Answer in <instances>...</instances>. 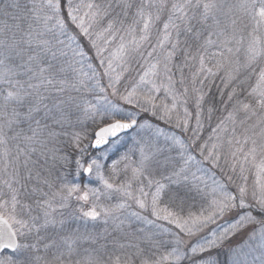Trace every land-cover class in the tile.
<instances>
[{
	"label": "snow or ice",
	"instance_id": "6c2138e0",
	"mask_svg": "<svg viewBox=\"0 0 264 264\" xmlns=\"http://www.w3.org/2000/svg\"><path fill=\"white\" fill-rule=\"evenodd\" d=\"M117 7L127 17L128 10L134 5L132 0H118ZM82 9L86 10L82 13ZM166 10L168 15L163 22L162 35L156 44H152L151 28ZM111 11V4H85L83 0L79 4H74L73 0L0 2V164L3 165L0 177H7L0 178V184L8 189L6 193L0 188V264H102L94 250L89 249H84L85 255L81 258L72 259L79 254L77 242L95 243V236L60 235L57 231L65 227L63 210L70 206L73 198L78 207L72 216L78 213L80 218L91 220L103 217L105 222L111 218L118 221L117 229H122L126 221L131 227L133 220L159 229H136L142 235L137 237L136 243L129 242L130 247L137 249V255L144 253L145 249L140 247L143 243L149 246L151 256L155 257H145L141 264H220L218 256L213 257L212 253L228 236L253 223L259 224L260 228L258 232L253 230L249 237L256 241L251 251L258 248L261 251L260 264H264V127L259 133L245 135L243 141L235 136V128L226 141L220 135L227 131L225 120L234 123V114L240 111L246 114L245 119L257 117L252 128L264 125V67H257V62L264 59V0H171L170 6L169 0H141L135 5L134 18L127 26L117 14V17L108 19L106 26L94 31L97 24L111 15ZM241 18H247L251 25L243 49L246 38L243 35L237 38V32H243L248 25L238 28L237 22ZM181 35L186 37L185 40L181 41ZM84 37L88 38L87 47L81 42ZM189 37L198 45L196 55L190 54ZM116 41L115 48L110 49L109 46ZM233 42L234 46L230 47ZM182 45L187 46L182 48ZM213 46L218 49L211 54L216 58L215 72L205 63L206 53ZM242 50L243 61L240 59ZM177 51H183L185 62L197 58L199 61V68L192 74L193 91L198 93L195 126H190L188 117L191 114L185 107L184 117L177 115L175 119L174 127L179 133L166 135L159 126L153 128L148 121L140 123L138 113L124 112L108 99L107 93L110 89L113 96H119L127 104L151 112L160 121L173 123V112L178 103H187L183 97L188 92L186 87L183 93L174 89L169 65ZM136 56L144 59L147 67L143 68L131 89L126 88L121 94L118 85L124 74L130 71V62ZM221 71L224 72L220 77L224 89L233 84L245 85L252 76L256 77L255 83L239 90L232 86L226 100L224 89L220 90V100L214 103H232L233 110L201 143L205 94L195 84L199 76H204L199 80L203 87L208 75L216 76ZM161 72L167 83L158 85L155 78ZM244 73L248 75L241 80ZM105 78L106 85L103 83ZM161 87L171 96V106L163 102L159 106L156 104V96L152 93L159 92ZM142 89L147 90L142 93ZM241 93L248 102L237 98ZM214 110V107L207 109L209 121ZM116 115L122 118L116 119ZM42 120H50L51 124H42ZM86 121L91 122V128L84 127ZM25 124L27 133L22 127ZM53 126L71 128L72 131L57 132ZM133 128L152 130L151 138L135 140L133 148L112 161L110 175L105 177L104 165L93 152L99 151L101 146H108L110 141L120 143L121 134ZM61 135L69 137L67 148L70 151L48 149L56 153L53 159L63 166L73 165L74 178L95 173L100 186L84 184L82 187L79 182L66 181L62 175L51 179L49 172V178L42 180L49 191L32 189L43 198L35 201L39 215H31L32 206L21 202L20 188L13 186L14 183L20 184V157H24L23 166L27 168L31 153L40 151L45 155L48 140ZM256 136L260 137L259 143L254 138ZM213 137L215 142L209 147ZM10 142H16V153L11 160ZM20 142L25 144L27 151L20 147ZM249 142L251 146L245 151ZM225 143L229 149L227 152L224 151ZM137 151L138 159L133 160L129 153L135 155ZM61 152L63 154H59ZM257 155L260 156L258 163ZM250 158L256 169L251 190L244 175L245 164ZM205 162L221 172L227 167L236 173L239 167L242 183L230 190L228 183L213 176L209 184L204 178ZM121 173L124 174L122 180L119 179ZM28 175L31 176V169ZM36 175L39 177L40 174ZM56 180L64 182L57 185ZM227 180L234 183L231 175ZM102 198L116 199L117 202L104 204ZM197 198L201 201L198 211H188L185 215V205ZM87 205L90 207L85 210ZM232 213H235V219L222 231L210 228L218 219ZM121 215L124 219H120ZM158 221L167 222L176 231L158 224ZM41 231L46 235L42 236ZM165 233L171 239H164ZM185 236L198 239L189 242ZM41 247L45 254L52 251L51 259L39 254ZM113 264H121L120 256L115 257ZM123 264L132 262L125 259ZM231 264H245V261L234 254Z\"/></svg>",
	"mask_w": 264,
	"mask_h": 264
},
{
	"label": "rangeland",
	"instance_id": "374dc122",
	"mask_svg": "<svg viewBox=\"0 0 264 264\" xmlns=\"http://www.w3.org/2000/svg\"><path fill=\"white\" fill-rule=\"evenodd\" d=\"M82 1V0H73L74 4H79L78 2ZM228 2V0H227ZM169 3H171V0H169ZM170 6V4H169ZM86 9H82L81 12L83 13V11H85ZM162 19H167V18H162ZM159 22V21H157ZM156 22V23H157ZM242 24L241 21H238ZM155 23V24H156ZM210 23V22H209ZM154 24V25H155ZM238 24V23H237ZM106 24H97L94 28V31H99L101 28H103L104 26H106ZM152 26L151 28V41L153 40V36H159L161 33H157ZM142 26V25H141ZM117 27H119V25H117ZM197 27H200V25L197 24ZM238 27V25H237ZM206 35V33H205ZM130 37H126V39H129ZM237 38H238V34H237ZM213 39H216V37L214 36ZM116 43H118V41L113 42L109 47L111 48H115ZM247 43V41H246ZM230 47L234 46V42L233 44L229 45ZM246 46V45H245ZM148 46L145 45V48H147ZM243 47V46H242ZM150 50V49H148ZM218 49L213 46L210 47L208 49V52L206 53V65L207 67H211L213 68V71L215 72V63H216V58L212 57V53L217 51ZM211 51V52H210ZM210 52V53H209ZM243 54V50L240 54V59L241 61H243L244 56ZM161 55H163V53H161ZM135 59L139 60L140 63L138 66H134L132 63H130V71L127 72H133L135 75H139L142 73V68L147 67V63L144 59H142L139 56H136ZM257 67H264V59H261L257 62ZM171 68L172 70L174 69L173 73V81H174V89L177 93H183V89L186 87L188 89V92L186 94V96H184L183 98L187 100L186 104H180L178 103L177 106L182 107L183 109V113H184V108L186 107L188 109V112L191 114L190 116L193 117L192 113H193V108L196 110V96L198 95V93L193 91V81H192V74L194 72L197 71V69L199 68V61L198 59L194 60V62L192 60L185 62V58L183 59V62L180 61L179 57L171 62ZM119 71V69H118ZM247 74V73H245ZM224 75V72L221 71L219 74H217L216 76H212V75H208L207 79L204 80V83H214L216 82L217 84H220L221 89H224V85L221 82L220 77ZM181 76H183V82H181ZM245 75L242 74L241 77L243 78ZM156 79V83L158 85L160 84H166L167 80L163 74V72L160 73V75L158 77L155 78ZM204 79V76H199L197 78V82L195 84V87L201 90V85L199 83V80ZM216 79L218 80V82L216 81ZM235 84H233L232 86H234ZM230 86V87H232ZM148 87H151V85H148ZM164 90L163 87L160 88V91ZM159 91V92H160ZM122 109V108H120ZM127 112H135L138 113V110H134V109H129ZM196 113V111H195ZM195 113H194V118H195ZM42 115V113H41ZM228 115V114H227ZM245 113L243 111H240L238 113L234 114V120L235 122L233 123V121L230 120H225V124L224 126L227 128V131L224 133H221V139L226 141L228 137L232 136V129L235 128L236 132H235V136L240 138L241 141H243V137L245 135H249L251 136L253 134V132L255 133H259L260 132V126L261 125H257L255 128H252V125H256L257 122V117H252L251 119H245ZM189 116V117H190ZM37 119H40V116H37ZM215 120V121H214ZM213 121H209L208 117L203 119V122L205 123V125L207 126L206 128V132H205V137L204 139H207L211 134H212V129L216 127V125L220 122L217 121L216 119H214ZM42 120V124H43ZM243 121V123H241ZM145 121L143 120L141 123H144ZM149 122V121H148ZM35 126V125H33ZM153 128H155V125H152ZM23 127V125H22ZM264 127V126H263ZM24 131L27 133L28 132V126L27 124H25ZM160 129L163 130L164 134L166 135H171L173 134L172 131L169 130H165L161 127H159ZM245 129H248V131L246 132ZM137 133H139V135H137ZM30 134V133H28ZM152 135V130L145 128V129H139V128H135L133 129L131 132L121 135L120 137V143L118 144H112V142H110V144L106 147H104L103 149L99 150L98 152H96L93 155H97L100 157V163L104 165L103 168V172L105 177H109V174H107V165L108 160L110 157L115 156V154L118 156L116 157V159H119V157L127 152V149L130 145L134 146V141L135 140H140L142 137L144 139H149L151 138ZM46 138V137H45ZM257 139V142H260V137L256 136L254 137ZM161 139H163V137H161ZM215 142V137H213V140L209 142V147H211V143ZM203 143V142H202ZM37 148H39V145H35ZM251 144L249 142V144L245 145V151H247V148L250 147ZM9 147L12 149V156L9 157V159L11 160L13 156H15L16 153V148H15V142H10ZM20 147L21 148H25V150L27 151V148L25 146V144L23 142H20ZM228 146L225 143L224 146V151L227 152ZM101 153H103L104 155H101ZM39 154V151L34 153ZM206 154V153H205ZM129 155H132V153H129ZM138 152H137V156L133 157L132 155V159H138ZM115 158V157H113ZM23 159L24 157L21 156L20 157V184H13L14 187L20 188V200L22 203L24 204H29L32 206L33 211L31 213V215H39V210L36 209L35 207V201L39 198L40 193L36 192L33 193L32 189L36 186H38L41 182V177L39 175V177H37V173L40 174V172L42 171V166L43 163L35 157H32L27 168H25L23 166ZM260 160V156L257 155V159H256V163H258ZM35 162V163H32ZM3 165L0 164V167H2ZM31 166L34 167L33 171H31V176L29 177L28 175V170L31 169ZM35 166L38 168V171H35ZM121 168H123V166H121ZM204 171H205V180L211 184V181L213 179V176H215V178L219 181L225 182L229 184L230 190L235 188V185L242 183V179L240 177L239 174V167H237L236 173H232L229 169L228 171H224L221 175V171L220 169L214 168L212 167L208 162H205L203 165ZM245 173L244 175L247 176V184L249 186V189L251 190V186L253 185L254 181H255V166L254 164L251 162V158L249 159V162L245 164ZM9 171H11V166L9 168ZM231 175L233 178L234 183H231L227 180V176ZM0 178H7V177H0ZM73 182H79L81 183V186L83 187L84 184H88L90 187H99V180L98 178L95 176V173H93L92 175H88V174H83L80 177H75L73 180H71ZM21 185H23V187H21ZM0 188H3L4 191L7 193L8 189L6 187H4L2 184H0ZM30 192V193H29ZM29 193V195H27ZM31 194V196H30ZM30 196V198H29ZM102 203L104 204H110L111 203H116V199H113L111 201L103 199L101 200ZM194 204L198 205V208L196 210H194L193 212L198 211L200 204L198 202H194ZM78 207L77 203L75 202V199L73 198V200L70 202V206L63 210V216L66 220L65 223V227L63 230H57L59 231L60 235H68V234H91L95 237L99 236L101 240H103V244L100 246H93L94 244L91 243L92 246H89V242H83V241H78L76 247L79 250V254L76 256H73L72 259L73 261H75L76 259L81 258L82 256L85 255L84 253V249H89L94 250V254L97 255L99 257V259L102 261V264H113V261L115 259L116 256H120L121 258V264H123V261L125 259H130L132 264H141V260L145 257H150V258H155L151 256V253L149 252V250H146L148 248V245L141 243L140 247L144 248L145 251L143 254L141 255H137V249L134 247H130L129 246V242L132 241V243H136L137 242V237L141 236L142 233H138L136 232V229L139 228H144L145 231H149V230H155V231H159V229H155L154 226L152 225H147L144 222H136V221H132L131 222V227L128 226V221L125 222V224L122 226V229H117L116 228V223H118V221H113L111 218L107 219V222H105V219L103 217L98 218L97 220H91V219H86V218H80L79 214L77 213L75 216H72L71 213L73 212V210ZM88 207H90V205L85 206V210L88 209ZM133 208H135V206H133ZM187 208V206H186ZM189 208V207H188ZM188 211H185L184 214L186 215ZM60 215L57 214V219H60ZM120 219H124V216L121 215ZM149 219H152L151 217H149ZM235 219V213L232 214H228L225 215L223 218H220L216 221L215 224L211 225L210 228L216 230L217 232L222 231L224 227H227V225L232 222ZM158 224H162L164 227H171L173 231H176L175 227L172 225H169L167 222L164 221H158ZM73 224V226H72ZM259 224L253 223V224H248L246 225L244 228L238 229L237 231H235L233 234H231L230 236H228L218 247V249L216 251H214L212 253L213 257H217L220 259H222V257L224 256L223 254L225 252H227L228 255V264H231V258L234 254H237L240 256V258L242 260L245 261V264H260V257H261V251L257 248L255 251H251V249L253 247H255V243L256 241L254 240H250L249 237L250 235L253 233V230H256L257 232L259 231ZM49 231L51 232L52 229H49ZM41 235H46V233L44 231H41ZM164 239L169 240L171 239V236L167 233L164 234ZM184 239L186 241L189 242H195L196 239H198V237H192L189 238L187 236L184 237ZM97 240V239H96ZM46 242V241H45ZM123 244L124 247L120 248L119 245ZM66 251V249H65ZM52 253V251H49ZM49 254V253H48ZM47 254V257L49 259H51V257H49V255ZM53 254V253H52ZM40 255H46L44 253V251H42L40 253ZM157 255H159V253H157ZM223 255V256H222ZM255 258V259H254Z\"/></svg>",
	"mask_w": 264,
	"mask_h": 264
},
{
	"label": "trees",
	"instance_id": "16d2710c",
	"mask_svg": "<svg viewBox=\"0 0 264 264\" xmlns=\"http://www.w3.org/2000/svg\"><path fill=\"white\" fill-rule=\"evenodd\" d=\"M0 2H2V0H0ZM23 2H24V0H21V3H23ZM81 2L82 1H79L78 3H81ZM89 2H93V3H96V4H100L101 6H104V5H107V4H111L112 5L111 15L109 17H107L106 19H104L103 21H101L99 24H106L108 22V19H112L114 17H117V14H119L118 19L119 20H123L125 26H127L128 24H130L132 22V20L134 18L135 5H138L141 2V0H132V3L134 5V7L132 9L128 10L127 17H125L123 15L122 9L120 7H117L118 0H83V3H85V4H87ZM228 2H232V0H228ZM167 15H168V13H167V10H166L162 14L161 20L154 25L153 29L158 34L159 33H161V34L159 36H157V37L156 36H153L152 37L153 38V40L151 41L152 44H156L158 38L161 37L162 30H163V22L165 21V19H162V18H167ZM0 19H2V17H0ZM239 21H241L242 24L240 22H237L238 23L237 24L238 25V28H244V25H248L247 28H244L243 32H239V31L237 32L238 37L240 35L245 36V38H246L245 39V45H246L247 33H248V31L251 30V25L249 24V21H248L247 18H241V20H239ZM117 25H119V24H117ZM185 38L186 37L184 35H181V41L185 40ZM201 39H203V37ZM188 40H189V43L192 45L190 54L196 55L197 54L196 50H197V47H198L197 43L193 42L190 37L188 38ZM81 42L87 47L88 38L87 37L82 38V41ZM245 45L243 47H246ZM186 46L187 45H182V48L183 47H186ZM243 47H242V49H243ZM178 57H179L180 61L183 62V59L185 58L183 51H177L176 52V55L173 57L172 60L175 61ZM192 61L194 62V60H192ZM92 62L94 64H98V61L97 60H93ZM130 63H132L134 66H138L139 63H140V61L134 58V59L131 60ZM169 66L171 67V64ZM142 70H143V68H142ZM173 71H174V69L172 70V72ZM244 75L245 76L243 78L240 77L241 80H244L245 77L248 74H245L244 73ZM255 79H256V77L255 76H252L251 79L248 80L245 85H239L238 86V85L235 84L234 86L238 87V90H239L240 88L247 87L250 84H254L255 83ZM138 80H139V75H135L133 72H130L128 74L125 73L124 76L122 77L121 83L118 85L119 90H120V93L121 94H124L126 88L128 90H130L131 87L133 86V84H135ZM216 81L218 82L217 79H216ZM103 83L105 85L107 84V78L104 79ZM146 90L147 89H142L141 92L143 93ZM220 90H221L220 84H217L216 82H214V83H206L205 82L204 85H203V87H201V90L200 91L205 94V101H204V103L202 105V112H201V120H202V122H203V119H205V118L208 117L207 109L209 107H214L215 108V110L212 113V117H211V121H213L214 119H216V122L215 123H217V121H220V120L224 119L227 116L228 112L233 110L232 103H229L228 105H222V104H219V103H214V101H219L220 100V95H219ZM229 91H231V87H229L228 89H224V92H225L224 99L225 100L227 99V92H229ZM152 94L156 96V104L158 106L161 105V102L166 103L169 106H171V104H172V98H171V96H169L165 92V90H161L160 92H154ZM107 95H108V99L110 101H112V103L118 104L119 107L122 108V110L124 112H127L128 111V108L129 109L138 110L139 114H138V117L137 118H138V121L140 123L143 120L144 121H149L152 125L159 126V127L163 128L165 130H169V131L175 132L177 134L179 133V130L178 129H175L174 125H175V119H176V116L177 115H179L182 118L184 117V113H183L182 107L177 106V108L173 112V123L169 124V123H166L164 121H160L158 119V117H153L152 114H151V112H143L138 107H136L135 105H129V104H127L125 101L121 100L119 98V96H113L111 94V90L110 89L108 90ZM88 98L89 99H92V96H89ZM237 98L238 99H241V100H244V102H248V100L245 98V95L243 93H241ZM195 111L196 110L193 108V113H192L193 117L192 116L188 117L190 126H195V118H194ZM115 118L116 119H120L122 117L120 115H116ZM73 120H75V116H73ZM43 123L51 124V121L50 120H48V121H45L44 120ZM203 124H204V131L201 133V135L203 137V139L201 140V143L204 140L205 132H206V128H207V126L205 125L204 122H203ZM263 126L264 125H261L259 128L261 129V127H263ZM23 127H25V125H23ZM84 127L91 128L92 127L91 122L90 121L84 122ZM53 130H55L57 132H61V131L71 132L72 131L71 128L61 129V128L55 127V126H53ZM77 130H80V126H77ZM68 140H69V137L62 136V135L61 136H58V137H56L54 139H49L48 142H47L46 149H45V153H46L45 155H41L40 154V151H39V154H36V155L34 153H31V158L32 157L38 158L43 163L42 171L40 172L41 182H40V184L38 186H36L34 188H38V189L42 188L43 191H45V192L49 191V189L47 188V186L42 183V180L44 178H49V172H51V174H52L51 177H50L51 179H55L56 177L61 176V175L66 179V181H71V180L74 179V176H75L74 171H73L74 166L73 165L63 166L59 161H56L55 159H53V156L56 153H54V151H48V149H52V150H55V149H63L64 151H70L67 148V142H68ZM84 143H88V141H84ZM133 147L134 146L130 145L128 147L127 151L130 148H133ZM96 152H98V151L93 152V154H95ZM137 152H136L135 155L132 154L133 157H136L137 156ZM59 154H63V152H61ZM113 157H115V158H113ZM113 157H110L109 158V160H108V163L109 164L107 165V168H106V170H107L106 173L109 174V175H110V167L109 166L111 165V163H112L113 160H116V157H118V156L115 154V156H113ZM221 163L223 164V161ZM121 166H123V164H121L119 167L121 168ZM33 169H34V167L31 166V171H33ZM35 171L36 172L38 171V168L36 166H35ZM225 171H228V168L227 167H225ZM220 173L222 175L223 172H220ZM123 178H124V174L121 173V176L119 177V179L122 180ZM61 182H64V181H62V180H56L57 185L59 183H61ZM117 182H119V181H117ZM29 193L27 195H29ZM30 196H31V194H30ZM30 196H29V198H30ZM40 197H41V195H39V198ZM41 198H43V197H41ZM195 201L198 202L199 204H201V201L198 198L195 199V200L189 201V204L188 205H185V207H184V212L185 211H194V210H196L198 208V205L197 204L196 205L194 204ZM186 206H187V208H186ZM253 214L254 215H257L256 213H253ZM72 226H73V224H72ZM33 238L34 237H30V239H33ZM96 238H97V240L95 241V243H93L94 244L93 246H100V245H102L103 244V240H101L99 236H97ZM136 238H137V235H136ZM89 246H92L90 242H89ZM146 250H149V246H148V248ZM42 251H43V249L41 247L40 253ZM152 251H155V249H152ZM48 253L47 254L49 255V257L52 258V255L53 254L51 252H48ZM5 255H7V253H5ZM223 255H222L223 256L222 259H220V264H228V255H227V252H225Z\"/></svg>",
	"mask_w": 264,
	"mask_h": 264
},
{
	"label": "water",
	"instance_id": "95a60500",
	"mask_svg": "<svg viewBox=\"0 0 264 264\" xmlns=\"http://www.w3.org/2000/svg\"><path fill=\"white\" fill-rule=\"evenodd\" d=\"M133 129H134V128H133ZM133 129L127 130L126 133H127V132H130V131L133 130ZM124 134H125V133H124ZM121 135H122V134H121ZM104 147H105V146H101L100 149H102V148H104Z\"/></svg>",
	"mask_w": 264,
	"mask_h": 264
}]
</instances>
